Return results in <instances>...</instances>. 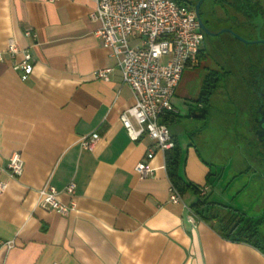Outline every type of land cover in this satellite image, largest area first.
<instances>
[{
  "label": "crops",
  "instance_id": "obj_1",
  "mask_svg": "<svg viewBox=\"0 0 264 264\" xmlns=\"http://www.w3.org/2000/svg\"><path fill=\"white\" fill-rule=\"evenodd\" d=\"M236 2L249 12L245 2ZM249 2L263 10V1ZM95 7L96 0H0V180L8 184L0 195V243L14 242L0 249V264H264V246L221 231L219 211L250 215L192 188L182 193L191 210L169 200L173 183L164 151L150 161L154 176L135 171L153 142L145 135L133 141L120 119L134 98L116 57L96 36ZM11 40L19 47L16 60L25 50L33 55L26 78L13 68ZM206 64V75L217 70ZM107 67L114 68L110 80L96 79L94 72ZM185 71L172 99L177 113L165 121L181 147L180 175L211 187L213 163L199 142L187 140L200 137L197 123L209 116L198 101L203 83L193 96L187 81L194 73ZM91 134L98 141L84 149L80 140ZM15 152L24 160L17 178L7 168ZM71 182L74 195L65 191ZM48 184L75 208L63 215L39 206L38 191ZM199 198L203 216L193 207Z\"/></svg>",
  "mask_w": 264,
  "mask_h": 264
},
{
  "label": "built area",
  "instance_id": "obj_2",
  "mask_svg": "<svg viewBox=\"0 0 264 264\" xmlns=\"http://www.w3.org/2000/svg\"><path fill=\"white\" fill-rule=\"evenodd\" d=\"M91 18L101 23L96 36L116 57L122 84L132 91L134 104L121 113L120 119L133 141L145 135L153 142L147 150V161L139 162L135 171L143 177L154 176L155 168L150 161L157 150L165 152L175 145L165 118L177 113L172 102L177 86L186 69L200 64L205 33L195 7L177 0H96ZM26 35L37 36L31 31ZM7 51L13 57V68L23 70L24 78L33 72V55L29 50L24 51L23 60H16L19 47L11 40ZM113 71L112 67L100 68L94 76L110 80ZM98 138L97 134L84 136L80 144L84 149H93ZM7 168L13 178L23 174L24 160L20 152L11 155ZM7 186V182L0 180V195ZM75 188V183L71 182L65 191L74 195ZM210 189L209 185L201 186L199 195L206 197ZM38 192V205L43 208L63 215L75 208L74 203L66 204L59 199L60 192L53 185L48 184ZM169 200L191 210L173 184ZM4 246L11 249L14 242H1L0 249Z\"/></svg>",
  "mask_w": 264,
  "mask_h": 264
},
{
  "label": "rangeland",
  "instance_id": "obj_3",
  "mask_svg": "<svg viewBox=\"0 0 264 264\" xmlns=\"http://www.w3.org/2000/svg\"><path fill=\"white\" fill-rule=\"evenodd\" d=\"M177 1L191 5L198 0ZM242 1L244 3L246 0ZM213 4H216L219 17L218 22L212 20L215 30L230 28L247 40L264 39V5L261 12L253 10L248 17L243 8L237 7L236 0H205L203 6L210 10ZM203 48L204 58L200 57L201 64L194 70H186L184 73L186 75L194 73L193 78L187 81L193 96L201 89L207 73L206 63L216 62L230 72L224 79L221 75L218 76L217 88L208 99V103H203L204 111H208L209 116L206 121L197 123L198 128L195 130L200 137L193 134L189 136L190 138L187 137V140L189 139L188 143L191 139L199 142L204 159L213 163L211 190L207 199L226 204L251 216L257 211L249 206L251 199L248 195L249 189L240 192L241 187L248 182L247 176L243 175L241 178L238 176L247 166L244 137L247 133L242 129V115L236 111V105L247 107L256 102V88L253 90L246 84L245 81H248L249 77H246L245 73L247 69H251L255 74H260L259 78L264 83V44L245 43L224 32L218 36L206 35ZM186 75L182 82L187 80ZM196 109L199 115L203 114L198 107ZM239 194L242 196H238ZM218 216L223 219L228 217L227 221L236 222L230 219L232 217L230 212L219 211ZM261 229L260 244L264 246V228Z\"/></svg>",
  "mask_w": 264,
  "mask_h": 264
},
{
  "label": "flooded vegetation",
  "instance_id": "obj_4",
  "mask_svg": "<svg viewBox=\"0 0 264 264\" xmlns=\"http://www.w3.org/2000/svg\"><path fill=\"white\" fill-rule=\"evenodd\" d=\"M215 5L213 4L210 10L203 4L200 8V15L204 23L213 32H217V30L213 28L212 20L218 22L219 19ZM248 14L249 12L246 13V16ZM214 64L218 72L216 78L219 79L218 76L221 75L224 79L230 70L221 67L216 62ZM245 74L246 77H249V80L245 81L246 84L253 90L256 88L257 99L255 103L249 104L247 107L236 105V111L242 115V129L247 133L244 136L247 166L238 176L240 178L243 175L247 176L248 195L251 197L249 206L257 211L250 216L251 222L258 231H261V228H264V83L259 78L260 74H255L251 69H247ZM231 100L234 101L233 98Z\"/></svg>",
  "mask_w": 264,
  "mask_h": 264
},
{
  "label": "trees",
  "instance_id": "obj_5",
  "mask_svg": "<svg viewBox=\"0 0 264 264\" xmlns=\"http://www.w3.org/2000/svg\"><path fill=\"white\" fill-rule=\"evenodd\" d=\"M180 3H184L182 1H178ZM245 7L249 9L248 17L251 16L250 12L253 11V5L250 4L249 0H246L244 3ZM206 37V34H205ZM204 55V51L202 50L200 53V57L202 58ZM218 72L217 71H209V73L205 76L200 97L198 99L201 103H208V99L213 94L214 90L217 88L219 79L216 78ZM174 139V138H173ZM175 145L173 148L165 151V159H166V168L168 172V176L173 183V185L181 192L184 193L187 189L192 188L199 193V187L194 185L191 182H187L180 175V162L182 151L181 147L176 140H174ZM205 205V202L202 198L193 204V207L196 209L197 213L203 216L204 211L201 210ZM232 217L231 220L234 219L236 222L227 221L228 217L221 220L222 226L221 231L224 236L233 235L236 240H247L252 242L258 247H261L260 244V232L257 228L252 224L251 218L244 217V215L239 213L230 212Z\"/></svg>",
  "mask_w": 264,
  "mask_h": 264
},
{
  "label": "water",
  "instance_id": "obj_6",
  "mask_svg": "<svg viewBox=\"0 0 264 264\" xmlns=\"http://www.w3.org/2000/svg\"><path fill=\"white\" fill-rule=\"evenodd\" d=\"M205 0H198L196 4H192L195 7V11L197 14V18L199 20V24L200 27L202 29V31L206 34V35H210V36H218L221 33L227 32L229 34H231L233 37H235L236 39H238L239 41L245 42V43H262L264 44V39H255V40H247L246 38H244L243 36L237 34L233 29L230 28H223L217 32H213L211 31L206 24L204 23L201 15H200V8L202 6V4L204 3Z\"/></svg>",
  "mask_w": 264,
  "mask_h": 264
}]
</instances>
